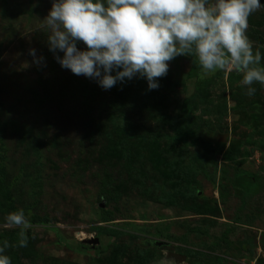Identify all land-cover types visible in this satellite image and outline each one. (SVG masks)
I'll return each mask as SVG.
<instances>
[{
    "label": "rangeland",
    "instance_id": "374dc122",
    "mask_svg": "<svg viewBox=\"0 0 264 264\" xmlns=\"http://www.w3.org/2000/svg\"><path fill=\"white\" fill-rule=\"evenodd\" d=\"M51 5L0 0V243L12 264H264V86L248 96L232 69L198 85L193 53L169 62L158 90L134 78L105 91L48 50ZM246 35L264 57V8ZM18 209L33 225L23 248L20 229L2 227Z\"/></svg>",
    "mask_w": 264,
    "mask_h": 264
},
{
    "label": "clouds",
    "instance_id": "9594fccd",
    "mask_svg": "<svg viewBox=\"0 0 264 264\" xmlns=\"http://www.w3.org/2000/svg\"><path fill=\"white\" fill-rule=\"evenodd\" d=\"M261 8L260 0H52L43 22L48 50L62 53L54 55L59 66L105 91L134 78L144 79L148 91L158 90L169 62L195 53L201 78L235 70L254 96L252 85L264 86V57L246 32L249 17ZM28 54L34 63L44 62L35 49ZM2 227L20 229L18 246L27 247L33 225L23 209L9 213ZM8 247L6 240L0 243V264H12Z\"/></svg>",
    "mask_w": 264,
    "mask_h": 264
},
{
    "label": "trees",
    "instance_id": "16d2710c",
    "mask_svg": "<svg viewBox=\"0 0 264 264\" xmlns=\"http://www.w3.org/2000/svg\"><path fill=\"white\" fill-rule=\"evenodd\" d=\"M200 71H201V69L199 67H194L189 72L190 76H192V77H195L196 76L198 78V81L196 82V84H198V85L206 78V77L201 78ZM192 134L193 133H187L185 135L183 134L182 136H180V139L181 140H184L187 136H191ZM219 149L221 151L223 149V147L221 145H219Z\"/></svg>",
    "mask_w": 264,
    "mask_h": 264
},
{
    "label": "water",
    "instance_id": "95a60500",
    "mask_svg": "<svg viewBox=\"0 0 264 264\" xmlns=\"http://www.w3.org/2000/svg\"><path fill=\"white\" fill-rule=\"evenodd\" d=\"M83 243H87L89 245H94V244H97V241H91V240H87V241H83Z\"/></svg>",
    "mask_w": 264,
    "mask_h": 264
}]
</instances>
